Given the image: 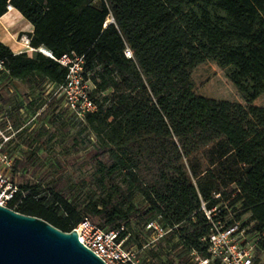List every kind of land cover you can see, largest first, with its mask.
Returning a JSON list of instances; mask_svg holds the SVG:
<instances>
[{
    "label": "trees",
    "instance_id": "obj_1",
    "mask_svg": "<svg viewBox=\"0 0 264 264\" xmlns=\"http://www.w3.org/2000/svg\"><path fill=\"white\" fill-rule=\"evenodd\" d=\"M98 1L0 0V17L12 5L33 24V48L56 58L85 57L98 109L83 121L68 115L57 119L69 125L86 122L101 158L87 202L76 200L73 186L62 189L51 174L43 179L49 193L26 182L8 207L65 232L89 218L101 228L120 230L125 242L133 237L134 222L142 219L148 232L149 223L159 222L171 230L163 237L168 246L156 249L157 256L167 255V264H186L174 256L177 247L188 256L195 251L207 258L204 238L213 224H237L245 231L248 223L241 218L250 212L255 227L246 232V241L254 245L259 264L255 254L264 252V108L199 96L191 72L216 61L230 70L229 78L248 103L261 96L264 0ZM127 47L134 58L126 56ZM0 59L6 67L0 78L28 80L35 88L51 83L55 89L68 74L67 67L41 51L16 54L1 41ZM40 99L33 96L29 102L28 96L10 111L21 118L20 109L31 112ZM35 164L33 157L15 158L12 179ZM136 192L141 204L133 200ZM232 195L231 205H239V212L227 221L228 207L221 205ZM172 240L178 242L174 247Z\"/></svg>",
    "mask_w": 264,
    "mask_h": 264
},
{
    "label": "rangeland",
    "instance_id": "obj_2",
    "mask_svg": "<svg viewBox=\"0 0 264 264\" xmlns=\"http://www.w3.org/2000/svg\"><path fill=\"white\" fill-rule=\"evenodd\" d=\"M97 2L99 1L96 0L95 3ZM38 52V49H36L27 53L30 56H34ZM229 73L230 70L228 68L221 67L213 60H208L195 67L191 72V81L195 94L219 101L238 103L245 107L253 105L264 108V93L252 103H248L229 78ZM3 80V78H0V102L2 103V108L13 110L14 112L17 110L18 105L25 101L28 96L33 98V96H39L43 90H46V87L38 86L35 88L34 83L28 80ZM59 115L65 117L70 114L64 108L61 99L55 97L51 106V116L45 114L42 120H38L39 122L31 131L29 139H27V135H21L18 141L11 146L10 150L13 157H33L36 163L28 172L23 170L16 173L14 179H12L11 172V181L17 187L29 182L44 190L43 194H47L49 193L48 185L43 179L47 176L51 179V174H53L60 179L62 189L73 186L75 199H85L87 202V195L95 187L91 179L96 170L97 160L101 159L96 156L97 139L86 122L80 124L71 123L69 125L64 123L62 119L58 121ZM37 136H39V141H35ZM31 142L33 143L30 145ZM102 159L105 160V158ZM233 196L229 200L222 202L221 205L222 210L228 207L229 215L226 217L227 221L233 219L239 212V205H231ZM133 200L136 204H141L143 197L136 192L133 195ZM250 218V212H246L241 218L242 222L248 223V227L245 229V238H247L246 232L253 230L255 227V223L249 221ZM157 219H161L164 223L168 222L164 216H159ZM131 228L133 237L125 242V246L127 249L138 253L140 264H167V255L164 253V255L157 256L156 253L160 252L156 249L160 246L167 247L168 241L165 238L154 241V232L146 230L142 219L134 222ZM253 233L255 234V232ZM254 234H251V236ZM245 238L242 237L240 240L244 242ZM170 243L172 247L178 244L176 240H172ZM249 244V242L246 243V246H249ZM173 254L176 258H185L187 260L186 264H193V256H188L184 248H175ZM255 258L259 264H264V252L261 254L256 253Z\"/></svg>",
    "mask_w": 264,
    "mask_h": 264
},
{
    "label": "built area",
    "instance_id": "obj_3",
    "mask_svg": "<svg viewBox=\"0 0 264 264\" xmlns=\"http://www.w3.org/2000/svg\"><path fill=\"white\" fill-rule=\"evenodd\" d=\"M19 40L23 42L26 52L31 49L36 50L31 46L30 38L25 39L22 36ZM125 54L128 58H134V52L130 47L126 48ZM49 56L68 68L65 82L55 89L51 83L46 84V93L43 98L45 105L34 108L35 111L32 114L27 112L25 107L20 109L21 119L25 122L24 128H15L13 120H6V124L2 125L1 122L5 120L4 118L0 119V205L2 206H8L18 191L17 185L11 181L14 157L9 151V146L23 129L28 128L32 131L36 127L51 99L55 97L61 99L64 108L70 114L69 116H73L77 120L83 121L88 113L98 109L92 99L95 87L90 79L86 78L85 57L75 53L64 54L60 58H56L52 53ZM5 71V62L0 59V74ZM52 90L53 92H51ZM32 100L33 98L29 97V102ZM41 102L38 103L41 104ZM25 105L27 106L28 102ZM219 196L217 195V197ZM206 214L211 219V211H206ZM213 226L212 233L208 238H204L209 243V256L204 258L194 251L191 254L193 264H255L254 245L246 246L244 230L240 231L237 224L225 228L221 222H217ZM147 228L154 232V241L163 238L171 231L159 222H151ZM74 229L77 230L80 241L103 259L106 264H140L138 253L127 249L125 240L120 239V230L101 228L89 218H84ZM242 237L245 238L244 242L240 240Z\"/></svg>",
    "mask_w": 264,
    "mask_h": 264
},
{
    "label": "water",
    "instance_id": "obj_4",
    "mask_svg": "<svg viewBox=\"0 0 264 264\" xmlns=\"http://www.w3.org/2000/svg\"><path fill=\"white\" fill-rule=\"evenodd\" d=\"M0 264H106L79 239L43 218L0 205Z\"/></svg>",
    "mask_w": 264,
    "mask_h": 264
},
{
    "label": "crops",
    "instance_id": "obj_5",
    "mask_svg": "<svg viewBox=\"0 0 264 264\" xmlns=\"http://www.w3.org/2000/svg\"><path fill=\"white\" fill-rule=\"evenodd\" d=\"M34 32V26L33 24L24 17V15L15 7H13L12 5L8 6V11L2 15L0 17V41L3 42L4 44H6L8 47L11 48V50L16 53H23L26 52V48L23 45V42L20 41L19 39L24 36V38H30L31 39V35ZM45 93L46 90L40 93L39 97H41V105H45V100H42L45 97ZM40 102V101H39ZM36 105H39V103H37ZM35 105V109L38 108ZM0 119L4 118L5 121L1 122L2 125L6 124V120H13L14 126L15 128H24V123L22 121V119L19 117V115H16L14 112L6 109V108H2V103L0 102ZM47 109L45 111V113L43 114V116H41L40 120H42V118H44L45 114L50 115L51 116V102L47 104ZM35 109H33L31 112H29L30 114H32V112L35 111ZM31 130H29L28 128H25L21 131V133L18 135L17 138H15L12 141V144L9 146V151L12 154V151L10 150L11 146H13L15 144V142L18 141V138L25 134L27 135V139H29L31 136ZM29 134V135H28ZM15 159V157H14Z\"/></svg>",
    "mask_w": 264,
    "mask_h": 264
},
{
    "label": "bare ground",
    "instance_id": "obj_6",
    "mask_svg": "<svg viewBox=\"0 0 264 264\" xmlns=\"http://www.w3.org/2000/svg\"><path fill=\"white\" fill-rule=\"evenodd\" d=\"M31 50H34V49H31ZM39 51H41V52H43V53H45L47 55H50V53L47 50L43 49V48L39 49ZM79 230H81V228H79Z\"/></svg>",
    "mask_w": 264,
    "mask_h": 264
}]
</instances>
